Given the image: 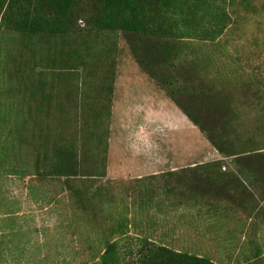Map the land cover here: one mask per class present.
<instances>
[{"label": "rangeland", "instance_id": "rangeland-1", "mask_svg": "<svg viewBox=\"0 0 264 264\" xmlns=\"http://www.w3.org/2000/svg\"><path fill=\"white\" fill-rule=\"evenodd\" d=\"M90 1L0 3V264H264V0L161 39Z\"/></svg>", "mask_w": 264, "mask_h": 264}, {"label": "trees", "instance_id": "trees-1", "mask_svg": "<svg viewBox=\"0 0 264 264\" xmlns=\"http://www.w3.org/2000/svg\"><path fill=\"white\" fill-rule=\"evenodd\" d=\"M5 1L0 0V3L3 4ZM97 1L102 8L106 7L102 12L108 22L119 23L124 30L134 25L160 39L175 37L174 34L183 29L188 33L195 23L192 17L197 12L198 4V0H94L88 3L91 7L93 4L96 5ZM32 2L33 0H9L13 9L19 12V18H24L25 21L35 25L34 23L40 18L35 17L37 13L30 17L28 8ZM58 6L61 4L59 3ZM34 9L37 10L36 7ZM143 243L141 252L145 255L143 254L136 264H215L202 257L178 254L164 246H156L147 241ZM115 253V245L109 242L101 255L100 264H120Z\"/></svg>", "mask_w": 264, "mask_h": 264}]
</instances>
